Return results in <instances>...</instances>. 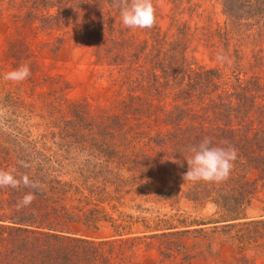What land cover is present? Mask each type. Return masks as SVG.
I'll use <instances>...</instances> for the list:
<instances>
[{
    "label": "rangeland",
    "instance_id": "374dc122",
    "mask_svg": "<svg viewBox=\"0 0 264 264\" xmlns=\"http://www.w3.org/2000/svg\"><path fill=\"white\" fill-rule=\"evenodd\" d=\"M158 3L163 13L170 11L165 1ZM195 3L199 0L185 2L177 10ZM200 5L192 16L186 13L180 18L187 22L188 35H173L171 39L184 38L187 56L211 67L217 64L216 57V61L210 58L217 55L212 52L224 47L218 30L225 17L221 0H201ZM28 9L9 0L0 3L2 129L27 132L42 125V131L51 123V129L71 131V126L66 127L72 117L70 103H83L100 121L118 115L123 99L135 102L138 96L153 98L147 111L133 110L137 118L119 119L125 134L115 131L105 145L84 138L69 153L66 151L69 167L96 174L99 168L107 170L106 178L96 183L85 177L84 181L98 189L107 181L100 195L104 202L97 213L107 215L108 220L99 223L98 231L75 224L72 229L76 234L100 241L112 236V222L120 225L125 235L111 237L113 248H105L109 264H264V226L259 222L264 220V189L259 185L250 204L241 209V218L223 221L231 212H225L219 202L222 200L214 183L183 179L191 152L187 145L177 142L178 130L173 125L180 117L175 105L183 93L179 83H174L177 80H172L174 85L163 86L162 94L147 95L141 73L152 68L145 48L151 47L146 44L149 30L132 31L118 17L113 32L100 31L95 15L87 20L78 18L76 23L63 19L53 28H43L39 20L27 19ZM156 24L166 29L169 19L156 22L154 27ZM92 27L91 34H86ZM176 32L177 27H171V33ZM25 63L32 73L27 80L14 83L3 79L6 72ZM56 98L65 104L62 109L51 110V102L59 104ZM15 124L18 128L14 130ZM96 137L101 139V134ZM108 171L118 174L108 176ZM77 176L73 173L72 177ZM257 176L258 170L249 174L250 179ZM77 203L81 205L79 200L68 201L70 206ZM97 264L107 263L100 259Z\"/></svg>",
    "mask_w": 264,
    "mask_h": 264
},
{
    "label": "trees",
    "instance_id": "16d2710c",
    "mask_svg": "<svg viewBox=\"0 0 264 264\" xmlns=\"http://www.w3.org/2000/svg\"><path fill=\"white\" fill-rule=\"evenodd\" d=\"M9 1L14 6L29 8L27 19L39 20L43 28H53L63 19L66 23H76L78 18L87 20L95 15L94 22L102 29L99 30L111 29L108 31L111 33L120 17L113 0ZM158 1L152 0L156 22L168 18L169 25L164 29L156 24L146 31L149 38L146 44L151 47H144L148 48L152 68L141 76L146 81L147 95L162 94L163 86L172 87L174 84L170 82L177 80L174 83H179L183 93L175 105L180 114L173 123L178 130L177 142L190 148L204 137H210L214 146L237 150L238 159L229 178L213 186L216 193L219 192L222 200L219 202L225 212H231L223 221L241 218V209L250 204L260 190L259 185L264 189V182L261 183L264 179V0H221L225 21L218 30V37L224 47L221 51L217 47L212 53L226 59L223 62L216 59L217 64L211 67L187 56L184 38L171 39L173 35H188L187 22L180 18L186 13L192 16L201 6V0L186 9L182 7L181 11L177 10L181 4L193 3V0H163L170 7L168 13L162 12ZM171 27H177V32L171 33ZM92 30L93 27L86 34H91ZM217 55L210 57L212 61ZM56 99L59 104L51 102V110L62 109L65 104L63 99ZM152 102L153 98L142 99L141 96L135 102L123 99L118 115L100 121L92 117L83 103H70L68 112L72 117L66 127L71 126V131L63 127L51 129V123L43 126L42 131V125H38L36 131L18 129L15 133L0 127V169H15L17 176L26 173L40 185L39 191L23 186L0 188V264H97L100 259L110 263L105 248H113L111 237L125 235L120 225L112 222V236L100 241L80 236L72 229L73 225L82 224L86 229L98 231L99 223L108 220L107 215L97 213L104 202L100 195L105 192L107 181L99 189L84 181L85 177L96 183L106 178L107 170L99 168L96 174L90 169L69 167L65 153H69L72 146L80 145L84 138L108 144L117 131L126 133V129L118 125L120 118H137L133 110L147 111L146 107ZM13 126L14 130L18 128V124ZM97 134H101V139L97 140ZM21 162L28 167H23ZM253 170H258V176L250 179ZM108 172V176L118 174ZM73 173L78 176L72 177ZM28 192H34L35 200L18 210L17 202ZM78 200L81 205L68 204V201ZM259 222L264 226V220Z\"/></svg>",
    "mask_w": 264,
    "mask_h": 264
},
{
    "label": "clouds",
    "instance_id": "9594fccd",
    "mask_svg": "<svg viewBox=\"0 0 264 264\" xmlns=\"http://www.w3.org/2000/svg\"><path fill=\"white\" fill-rule=\"evenodd\" d=\"M114 7L119 9L121 23L132 31L150 30L156 23L155 8L152 0H113ZM216 59L223 62L226 57L218 54ZM32 75L28 64H21L4 74L3 79L14 83L23 82ZM191 156L186 158L188 169L183 175L184 181L221 183L226 181L238 159L234 147L214 146L210 137H204L198 145L190 147ZM23 167H28L21 162ZM15 169H0V188L18 189L21 186L40 190L38 182L28 174L15 175ZM34 192L26 193L17 202V209L28 207L35 200Z\"/></svg>",
    "mask_w": 264,
    "mask_h": 264
}]
</instances>
